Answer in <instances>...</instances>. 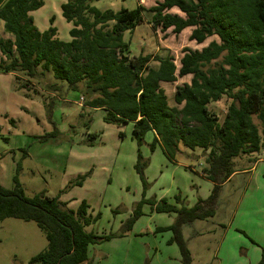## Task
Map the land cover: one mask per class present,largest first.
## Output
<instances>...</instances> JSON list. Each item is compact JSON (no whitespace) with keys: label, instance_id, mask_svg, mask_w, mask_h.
<instances>
[{"label":"trees","instance_id":"1","mask_svg":"<svg viewBox=\"0 0 264 264\" xmlns=\"http://www.w3.org/2000/svg\"><path fill=\"white\" fill-rule=\"evenodd\" d=\"M98 1L68 0L62 6L64 19L73 25L71 41L63 42L57 39L54 19L49 30L42 33L36 28L31 14L44 6L42 0H0V22L11 37L0 38V73H23L38 81L52 73L82 93L88 107L105 111L107 124H133L139 147L136 171L144 195L127 230L143 215V205L157 213H175L174 224L161 230L173 232L170 243L179 246L184 264H192L183 227L214 217L222 186L236 172L235 160L264 147L253 122L258 117L264 126V0H162L151 8L140 5L117 13L101 12L93 6ZM173 9L184 17L172 14ZM145 14H150L154 30L173 29L179 36L194 28L191 41L203 44L214 37L219 41L201 51L184 48L180 68L169 53L131 58L124 34L144 23ZM189 75L191 83L176 88L171 107L162 83L173 84ZM224 98L230 105L220 122L209 106ZM150 132L157 135L151 151L161 144L170 160L181 154V146L204 151V174L214 184L209 198L199 199L192 208H177L167 199H145L147 162L140 148ZM84 179L73 185L82 186ZM14 181L13 189L0 186V224L7 219L35 222L48 241L30 264H85L90 246L111 240L87 232L95 220L86 202L75 212L60 197L44 193L28 197L19 179ZM259 264H264V249Z\"/></svg>","mask_w":264,"mask_h":264},{"label":"rangeland","instance_id":"2","mask_svg":"<svg viewBox=\"0 0 264 264\" xmlns=\"http://www.w3.org/2000/svg\"><path fill=\"white\" fill-rule=\"evenodd\" d=\"M42 1L44 6L31 14L36 28L43 33L52 27L54 19L58 39L70 42L73 25L62 14V6L68 0ZM139 1L147 8L157 2L100 0L93 6L101 12L117 13L136 9ZM150 17L145 14L147 22L124 34L132 56H153L160 49V55H173L179 65L184 48L199 46L185 33L183 42L173 33H155L149 26ZM4 35L0 31V38L5 39ZM215 39H209L207 44ZM152 66L157 64L152 62ZM189 82L191 77L179 79L180 85ZM175 88L176 84L166 85L165 91L170 95ZM83 97L67 83L57 81L52 73L40 81L23 73H0V186L13 189L17 177L28 197L41 193L60 197L75 212L86 202L89 216L95 220L87 232L111 236V240L91 247L95 248L91 251L92 264H184L179 246L170 243L173 232L159 227V223L168 222L169 214L157 213L150 205H143V215L127 230L126 223L144 195V185L136 171L139 147L133 139V126L107 124L104 121L107 113L88 107ZM169 101L175 106L172 97ZM229 101L224 98L210 106L220 122L224 121ZM253 122L264 144V126L258 117ZM152 140L149 133L140 148L147 162L145 199L157 201L155 198L162 192L170 195L182 192L189 198L195 192L194 186L201 182L197 174L204 163L192 156L189 159L180 156L173 163L163 149L151 151ZM194 152L191 154L202 156L201 150ZM257 155L264 158V147ZM81 177L85 178L83 185H73ZM243 181L244 177H237L223 189L214 217L195 221V226L185 232L192 264H220L218 247L224 227L244 192ZM47 246L46 236L35 222L7 219L0 224V264H30Z\"/></svg>","mask_w":264,"mask_h":264},{"label":"crops","instance_id":"3","mask_svg":"<svg viewBox=\"0 0 264 264\" xmlns=\"http://www.w3.org/2000/svg\"><path fill=\"white\" fill-rule=\"evenodd\" d=\"M159 1H162V0H157V2H159ZM140 5L147 8L144 5V3H142L141 1H139V3H138V6H140ZM171 13L174 15H179L180 17H184V14H182L178 9H173L171 11ZM150 20H151V17H150ZM144 22H147L146 18L144 19ZM149 26L152 28V30L155 33L161 32L160 29L154 30L150 22H149ZM193 29L194 28H187L186 30H184L178 36L180 41H182L181 38L183 37L184 33L186 36L187 35L191 36ZM0 31L3 34L5 33L4 32V22H0ZM168 33H173V29H169L167 32H165V34H168ZM4 37H5V39L11 38L6 33H5ZM214 38H217V37H214ZM57 39H58V37H57ZM207 41L203 44H198L195 41H192L193 43H196L199 46L197 48H190V49H192L194 51H196V50L201 51L203 48L207 47L212 42L211 41L209 44H207ZM213 41L218 42L219 39L217 38ZM159 51H160V49H158V51L153 56L160 55ZM129 54H130V52H129ZM141 55L152 56V55H144V54H141ZM130 57L133 58L135 56H132L130 54ZM136 57H138V56H136ZM175 63H177V62L175 61ZM178 63H179V65H177V64L176 65L178 68H180V61ZM151 65H152V63H151ZM186 77H191V80H192L191 75L186 76ZM186 77H184V78H186ZM179 79L176 83H173V84H176V88L178 86L184 85V84H181V85L179 84ZM190 83L191 82L185 83V84H190ZM166 85H172V84L162 83V87L164 89H166ZM176 88H175V90H176ZM52 90H53V88H52ZM175 90L170 95L166 93L168 96V99H170L171 97L173 98ZM82 101H84L86 103L85 97L82 98ZM169 103H170V101H169ZM217 103H219V102H217ZM213 104H215V103H212L211 105H213ZM170 106H171V104H170ZM171 107H173V106H171ZM180 108H182V107H180ZM95 110H97V109H95ZM98 110H100V109H98ZM132 126H133V124H132ZM150 133L153 135V140H154L155 137L157 136L156 133L155 132H150ZM153 140H152V142H153ZM158 148L163 149L161 144L157 145L156 150ZM180 149H181V154L178 155L175 159L170 160L168 157H167V159H169V161H171L173 163H176L178 157H180V156H182L183 158H188V159L191 158V156L193 158H197V160L204 163V166H202L201 173L197 174L199 176V180L201 182H200V184H196L194 186L195 192H193L189 198L187 196L184 197L182 192L181 193H174L173 195H170V193H168V192H162V194L159 197H156L155 199L157 201H160L162 199H167V200H169L170 204L177 206V208L178 207L181 208V205L183 207L192 208L198 202L197 199L205 200V199L210 197L212 190L214 188V184L211 181H209L207 179L206 175L204 174V170L207 167V165H206V154L204 153V151L201 150V152H199L200 151L199 149L195 150V152L198 151L199 153H202V156H200V155L197 156L195 154H191V151L190 150L187 151L183 146H181ZM237 159L238 160H235L236 172L232 175V177L228 180V182H226L222 186V192H223V189L228 184L232 183V181L235 180L237 177H244V181H243L244 192L240 198L239 203L236 205V208L234 209L235 211H234L233 215L231 216L230 222L228 223V225L226 227H224V234H223L222 240H221L219 247H218V253H219V257H220V261H221L220 264H259L262 260L263 249H264V158H262L261 156H259L257 154H250V155H246V156H241ZM177 197L180 198V203L176 202ZM150 212H152V211H150ZM153 214H152V216H154ZM160 214H164V213H160ZM166 216H168V222L165 221L163 224L159 223V227H162L161 229H165V228L170 227L174 223V220L176 218L175 214L174 215L169 214ZM194 226H195V223H193L191 225L184 226L183 233H184L185 239H186L185 232L187 231V229H191ZM200 232H202V231H200ZM94 246H96V245L90 246V248H89V261L85 264H92V261H91L92 258L91 257H92L93 252L91 253V251H92V249H94L93 251H95V248H91V247H94ZM154 250L156 251V253H158V251H159L158 247L154 248Z\"/></svg>","mask_w":264,"mask_h":264}]
</instances>
